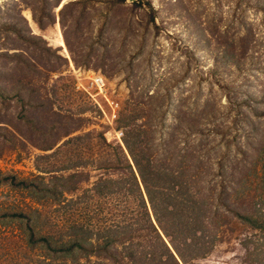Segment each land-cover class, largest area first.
I'll list each match as a JSON object with an SVG mask.
<instances>
[{
  "label": "rangeland",
  "instance_id": "rangeland-1",
  "mask_svg": "<svg viewBox=\"0 0 264 264\" xmlns=\"http://www.w3.org/2000/svg\"><path fill=\"white\" fill-rule=\"evenodd\" d=\"M79 1L0 0V264H175L159 233L179 264H264V0H144L157 29L141 0L61 14ZM35 211L33 239L76 223L92 246L48 257Z\"/></svg>",
  "mask_w": 264,
  "mask_h": 264
},
{
  "label": "trees",
  "instance_id": "trees-1",
  "mask_svg": "<svg viewBox=\"0 0 264 264\" xmlns=\"http://www.w3.org/2000/svg\"><path fill=\"white\" fill-rule=\"evenodd\" d=\"M91 0H81L79 2H72V3H68L66 5L63 6L62 10H61V14L63 15V13L69 9L70 7H73L77 4H83L85 5L86 3H88ZM112 1V0H109ZM124 1V0H122ZM144 4L148 7V11H146L149 16H150V20L151 22H155V9L153 7V5L147 1L146 3L144 2V0H141L138 3H134L135 6H140ZM36 22L38 23V26L41 29H44V26L42 25L40 20L36 19ZM154 27L157 29V26L154 23ZM31 39L33 41L36 42H41L42 39H40L39 37H35V36H31ZM66 44L68 45V42L66 40ZM0 91L3 92V89L0 88ZM4 95V92H3ZM8 97H10L9 95H6ZM68 136V135H67ZM123 143L124 146L126 148V150L128 151L132 162L137 170V173L140 176V179L144 185L146 194L148 196V198L150 199V201L152 202V192L149 190L148 185H149V175L151 174L149 169L144 168L143 165L141 164L139 158L137 157V155L134 153L133 151V146L131 143V138L127 139H123ZM43 150H50L52 147L51 145L48 147H41ZM264 153V151H263ZM262 153V154H263ZM264 174V173H263ZM76 177H78V173L74 172V173H70L68 175H53V177H51L50 179V183L46 182L42 177L37 176L35 177L34 181L36 182V187L37 189L40 191V193L44 194V195H40V197L36 194H38L36 191H32L30 193V196H32L33 198H36V200L42 199V198H46L48 195H52L55 194L56 201L57 202H61V199L64 197V191L62 190L61 187H63V183H67L70 181H73ZM22 183H27V180H23L21 181ZM53 182V183H52ZM30 183L33 185V181H30ZM27 185V184H26ZM102 185L99 184V186ZM60 186V189H58V187ZM37 211L34 212V217L33 218H28L27 219V224L30 230V233L28 234L30 236V243L31 244H38L39 247L46 252V255L54 260H60V261H64V260H68L70 259V261L74 262L77 259L78 253L80 252V250L82 251L85 246H92V244L89 242V231L87 230V227L84 225H80V224H73L71 226H69V235H67V237H61L59 236L58 238H55L54 236L51 235H45L40 237V239H33V237L37 236L39 233H36L35 231V227H32L33 224H37ZM30 220H32V225L30 224ZM251 222L253 224V226H255L258 229L264 230V225H260L257 224V221L254 219H251ZM71 234V235H70ZM165 234V231H164ZM159 239L161 240V242H163L165 248L167 249L168 253H169V258L175 262V264H179V262L183 261V257L181 256V254L179 253V251L174 247L173 249H169L168 246L164 243L163 241V237L162 235L159 233L158 234ZM39 240V241H38ZM111 243V240L106 239V237L103 239V245L99 246V248H103L105 249L106 247H108V245Z\"/></svg>",
  "mask_w": 264,
  "mask_h": 264
},
{
  "label": "built area",
  "instance_id": "built-area-1",
  "mask_svg": "<svg viewBox=\"0 0 264 264\" xmlns=\"http://www.w3.org/2000/svg\"><path fill=\"white\" fill-rule=\"evenodd\" d=\"M92 82H93V85L95 86V89H97L99 94H105L106 92L105 83L101 77H94ZM106 102L109 105V107L112 109V111L114 112V107L116 106L114 104V101L106 98Z\"/></svg>",
  "mask_w": 264,
  "mask_h": 264
}]
</instances>
